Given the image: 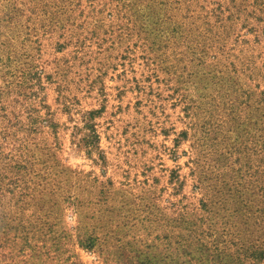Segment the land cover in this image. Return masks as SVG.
<instances>
[{"label": "rangeland", "instance_id": "374dc122", "mask_svg": "<svg viewBox=\"0 0 264 264\" xmlns=\"http://www.w3.org/2000/svg\"><path fill=\"white\" fill-rule=\"evenodd\" d=\"M0 264H264V0H0Z\"/></svg>", "mask_w": 264, "mask_h": 264}]
</instances>
